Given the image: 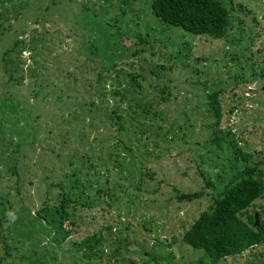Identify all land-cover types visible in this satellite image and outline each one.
<instances>
[{
  "label": "rangeland",
  "instance_id": "1",
  "mask_svg": "<svg viewBox=\"0 0 264 264\" xmlns=\"http://www.w3.org/2000/svg\"><path fill=\"white\" fill-rule=\"evenodd\" d=\"M149 1L0 0V171L16 163L21 176L8 226L13 251L24 253L18 264H70L71 248L62 247L93 230L120 252L104 242L101 257L89 252L93 264H210L180 239L183 228L237 168L264 170V0H220L228 27L217 37L160 21ZM128 66H142L143 92L159 81L170 88L160 100L164 119L148 120L144 131L132 122L118 129L106 117L112 106L131 112L114 91ZM218 88L217 123L206 92ZM170 120L179 127L168 131ZM73 125L87 142L73 140ZM87 143L96 144L91 154ZM233 144L245 159L229 162ZM75 176L81 198L94 202L75 210L79 225L65 233L48 216L32 218L43 199L57 202L51 185L68 187ZM96 187L111 204L99 206ZM194 190L201 194L177 198ZM256 207L264 221V196ZM213 264H264V241Z\"/></svg>",
  "mask_w": 264,
  "mask_h": 264
},
{
  "label": "trees",
  "instance_id": "2",
  "mask_svg": "<svg viewBox=\"0 0 264 264\" xmlns=\"http://www.w3.org/2000/svg\"><path fill=\"white\" fill-rule=\"evenodd\" d=\"M149 8L160 21L177 25L184 31L194 34H207L215 37L226 34L228 27V9L220 0H150ZM144 37V35L140 37L137 34L135 41L141 42V39ZM136 51L135 48L131 53ZM129 66L127 70L122 71L121 80L115 84L114 91L122 94L125 113L126 108H131V112L124 117L122 111H119V108L112 106L106 117L111 118L112 120H109V124L115 123L118 129H124L125 123L129 124L132 122L134 127L138 125L140 131H144L147 123L149 124L148 120L164 119L163 117L167 113V110L160 104V100H165V97H167L165 90L168 91L170 88L167 83L164 84L159 81L160 83L158 82V85L161 86L157 87L154 84L149 89V92H143L141 88V77L143 75L139 72V68L142 66H133V71L129 70ZM161 67L162 65L158 68ZM164 68L163 64L162 69ZM148 69L155 77H158L153 67H149ZM136 76L138 77L136 78ZM125 85L126 87H124ZM125 88L127 90H124ZM206 93L207 105L212 108L214 120L218 123L222 113L220 89L207 91ZM71 103L76 105L80 102H73L72 100ZM228 109L230 110L231 107H228ZM72 122L78 125L77 120ZM175 122L174 120L169 121L170 128H167L168 131H171L172 128L179 127V124ZM140 124H143V127L140 128ZM78 132L80 133L78 128L75 129L73 125L70 132L73 140L76 142H87L81 133L79 134ZM160 137L164 138V136ZM87 144V148H89L88 150H90L91 154L96 144ZM233 146L235 156L233 155V157L229 158V162L233 163L237 154L242 159H245L247 152L243 151L237 145L233 144ZM80 154L84 155V158L87 160H90L88 153L83 152ZM115 156H118L117 152H115ZM231 166L234 167V164H231ZM7 168H10V166ZM11 168L8 174H1L0 171V264H18L17 260L22 259L24 256L23 252L16 253L13 251L15 246L11 242L17 240L12 238L8 229L9 224H12L15 220L13 209L15 203L14 194L19 191L21 177L17 174L16 163H13ZM72 173L74 174L75 172L73 171ZM68 181V187L72 191L68 192L66 184L62 180H58L48 190L49 192L53 187L58 188L59 198L57 202L50 203L49 205L43 199L41 204L44 207V211L39 208L36 209V213L31 215L32 218L40 217L45 220L48 219V216L49 220L51 222L54 221L55 224H59L65 230V233L72 229V225L80 224L76 216L77 213L75 212L79 208V205L90 208L94 205V202L81 198L82 189L78 177L75 176L72 180ZM95 189L97 190V195L94 197L97 198L99 206H102L103 203L106 205L111 204V201L106 200L105 202V198L103 199V190H100L98 187ZM50 193L52 194V191ZM99 193L100 195H98ZM105 193L108 197H112L110 188H107ZM199 194L201 193L197 190L180 192L177 194V198L189 199ZM263 196L264 170L258 164H244L243 167L237 168L233 172L232 176L213 194L211 201L183 228L180 239L193 248L202 249L204 254L207 255L210 264L226 256L239 254L252 245L261 243L264 241V221L258 217V223L254 224L253 212L257 209L256 203L258 199ZM99 213L101 214L102 211ZM258 215H260L259 210ZM91 218L95 220L94 214L90 215ZM90 219L88 221L92 220ZM110 227L111 225L107 223L105 229L110 232ZM70 242L71 246L69 247ZM104 242L108 246H110V243L114 245L113 240L111 241V239L100 237L99 231L93 230V233L88 236L71 238L62 247V252L65 250L67 252L71 248L70 253H68L70 264L79 263L80 260H82L83 264H93L94 260L89 258V252L93 251V256L95 252L100 256L102 252L100 245ZM79 244L85 247L83 252H80ZM32 250L33 252L36 251V247H33ZM118 250V245H114L111 253L114 255L120 253ZM129 263L130 261L128 260L125 264Z\"/></svg>",
  "mask_w": 264,
  "mask_h": 264
},
{
  "label": "water",
  "instance_id": "3",
  "mask_svg": "<svg viewBox=\"0 0 264 264\" xmlns=\"http://www.w3.org/2000/svg\"><path fill=\"white\" fill-rule=\"evenodd\" d=\"M253 216H254V224H257L258 219H257V212L256 211L253 212Z\"/></svg>",
  "mask_w": 264,
  "mask_h": 264
}]
</instances>
